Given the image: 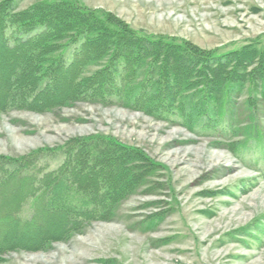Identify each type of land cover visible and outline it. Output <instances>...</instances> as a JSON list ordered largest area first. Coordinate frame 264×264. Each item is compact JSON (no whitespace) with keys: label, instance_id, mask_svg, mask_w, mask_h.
<instances>
[{"label":"rangeland","instance_id":"obj_1","mask_svg":"<svg viewBox=\"0 0 264 264\" xmlns=\"http://www.w3.org/2000/svg\"><path fill=\"white\" fill-rule=\"evenodd\" d=\"M72 1L148 37L216 52L264 49V0ZM251 87L230 96L223 122L211 114L205 126L88 100L0 112L7 173L36 152L40 171L55 170L63 146L94 136L137 148L153 163L99 220L43 248L5 251L0 264H264V88Z\"/></svg>","mask_w":264,"mask_h":264},{"label":"trees","instance_id":"obj_2","mask_svg":"<svg viewBox=\"0 0 264 264\" xmlns=\"http://www.w3.org/2000/svg\"><path fill=\"white\" fill-rule=\"evenodd\" d=\"M21 2L0 1V112L88 100L205 126L216 113L223 122L230 96L247 85L264 88V49L254 44L208 51L148 37L72 0L19 9ZM61 152L60 166L44 173L38 152L8 173L0 160V255L43 248L99 220L153 166L141 150L103 136L75 139Z\"/></svg>","mask_w":264,"mask_h":264}]
</instances>
